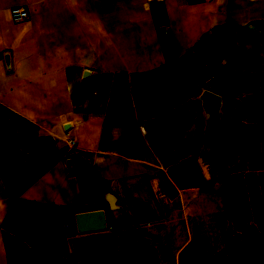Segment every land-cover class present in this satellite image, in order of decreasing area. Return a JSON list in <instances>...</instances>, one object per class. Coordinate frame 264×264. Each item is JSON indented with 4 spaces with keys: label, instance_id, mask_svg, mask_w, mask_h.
Returning <instances> with one entry per match:
<instances>
[{
    "label": "crops",
    "instance_id": "crops-1",
    "mask_svg": "<svg viewBox=\"0 0 264 264\" xmlns=\"http://www.w3.org/2000/svg\"><path fill=\"white\" fill-rule=\"evenodd\" d=\"M205 88L223 98L210 138ZM261 107L264 0H0V264H40L19 207L66 232L112 199L137 221L112 227L120 264H264L259 175L213 173L240 167L218 155L240 152L230 130H264Z\"/></svg>",
    "mask_w": 264,
    "mask_h": 264
},
{
    "label": "rangeland",
    "instance_id": "rangeland-1",
    "mask_svg": "<svg viewBox=\"0 0 264 264\" xmlns=\"http://www.w3.org/2000/svg\"><path fill=\"white\" fill-rule=\"evenodd\" d=\"M196 81L197 77L193 76ZM203 76L199 78L202 80ZM92 88V89H91ZM96 78L89 83V99L90 111L95 113L96 106ZM139 92V91H138ZM262 103V102H261ZM264 109V107H261ZM263 113V111H262ZM223 111L221 110V115ZM222 116H220L221 119ZM231 128L238 123L229 122ZM243 130H230V140L228 148L231 150H239V153L219 154V157H225L227 162L234 161L240 167L231 170L215 169L213 173L216 176L226 175L227 178H239L248 173L258 174V182L256 189L264 191V168L252 170L251 167H264V130H249L248 137ZM208 157V154L206 153ZM220 162L218 161L217 165ZM213 177V174H212ZM209 180V179H208ZM207 180V181H208ZM165 186L168 195L176 193V189L169 184ZM203 187H201V190ZM264 193V192H263ZM214 203L208 200L196 202L191 209L193 220L206 221L210 220L211 209ZM44 211H40L31 206L19 207L14 218V229L19 233V239L24 241L34 240L37 250L34 253V259H39L40 264L56 263V264H120L119 256L114 257L113 242H119L120 235L113 226H133L137 223L126 209H122L116 215L107 217L106 227L100 231L84 233L75 230L74 234L68 235L65 231H60V226L52 219L44 216ZM143 221L144 219H138ZM126 234V238H127ZM25 253V252H24ZM29 255L26 256L28 260ZM36 264V261H35Z\"/></svg>",
    "mask_w": 264,
    "mask_h": 264
},
{
    "label": "water",
    "instance_id": "water-1",
    "mask_svg": "<svg viewBox=\"0 0 264 264\" xmlns=\"http://www.w3.org/2000/svg\"><path fill=\"white\" fill-rule=\"evenodd\" d=\"M198 98L202 102L203 111L207 119L204 134L206 138H210L220 120L223 98L219 93L208 88L203 89ZM109 204L113 216L122 210V207L116 204L114 199L109 200ZM106 223L107 217L103 209L80 211L75 215V225H68L66 233L72 235L75 230L79 232L101 230L106 227Z\"/></svg>",
    "mask_w": 264,
    "mask_h": 264
},
{
    "label": "built area",
    "instance_id": "built-area-1",
    "mask_svg": "<svg viewBox=\"0 0 264 264\" xmlns=\"http://www.w3.org/2000/svg\"><path fill=\"white\" fill-rule=\"evenodd\" d=\"M11 11H12L13 16L16 18L24 17L27 14V10L25 9V7H22V6H14L12 7ZM69 142L73 143L74 140L71 139Z\"/></svg>",
    "mask_w": 264,
    "mask_h": 264
},
{
    "label": "trees",
    "instance_id": "trees-1",
    "mask_svg": "<svg viewBox=\"0 0 264 264\" xmlns=\"http://www.w3.org/2000/svg\"><path fill=\"white\" fill-rule=\"evenodd\" d=\"M216 67H217V64L215 63V64H212V65L204 66V67H202V68H211V69H212V72H214L215 69H216ZM208 185H209V184H207V186H208Z\"/></svg>",
    "mask_w": 264,
    "mask_h": 264
}]
</instances>
